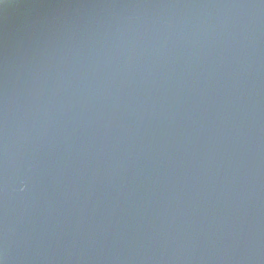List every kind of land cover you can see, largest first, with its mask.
Wrapping results in <instances>:
<instances>
[{"label":"water","instance_id":"1","mask_svg":"<svg viewBox=\"0 0 264 264\" xmlns=\"http://www.w3.org/2000/svg\"><path fill=\"white\" fill-rule=\"evenodd\" d=\"M0 264H264V0H0Z\"/></svg>","mask_w":264,"mask_h":264}]
</instances>
